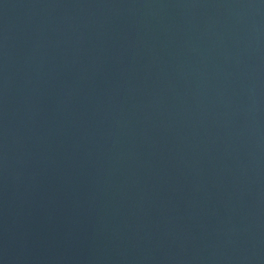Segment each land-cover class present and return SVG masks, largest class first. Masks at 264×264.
<instances>
[{"label":"water","instance_id":"obj_1","mask_svg":"<svg viewBox=\"0 0 264 264\" xmlns=\"http://www.w3.org/2000/svg\"><path fill=\"white\" fill-rule=\"evenodd\" d=\"M0 264H264V0H0Z\"/></svg>","mask_w":264,"mask_h":264}]
</instances>
